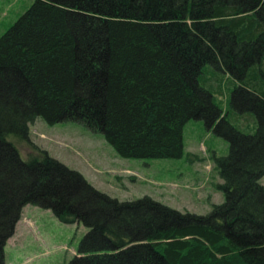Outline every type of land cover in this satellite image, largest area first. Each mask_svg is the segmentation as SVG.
I'll return each mask as SVG.
<instances>
[{
    "label": "trees",
    "instance_id": "trees-1",
    "mask_svg": "<svg viewBox=\"0 0 264 264\" xmlns=\"http://www.w3.org/2000/svg\"><path fill=\"white\" fill-rule=\"evenodd\" d=\"M37 119L138 160L183 158L185 126L204 121L230 142L224 202L206 215L121 202L46 151L23 159ZM263 178L264 0H35L1 36L0 264L27 205L88 229L68 264H264Z\"/></svg>",
    "mask_w": 264,
    "mask_h": 264
},
{
    "label": "rangeland",
    "instance_id": "rangeland-1",
    "mask_svg": "<svg viewBox=\"0 0 264 264\" xmlns=\"http://www.w3.org/2000/svg\"><path fill=\"white\" fill-rule=\"evenodd\" d=\"M35 0H0V38ZM232 84V78L221 76ZM230 94L218 95L224 109ZM244 133H253V114L240 115ZM249 119H248V118ZM247 122L245 120L252 119ZM30 146L19 148L21 157L46 151L69 169L80 173L98 191L121 202L149 197L173 210L208 214L213 204L224 202L216 158L228 156L230 142L216 135L204 121L192 120L184 128L185 154L181 159H130L119 156L103 134L82 124L49 125L37 119L29 127ZM264 185V178L261 180ZM88 229L64 224L48 209L27 205L14 235L5 247V264H68L78 255Z\"/></svg>",
    "mask_w": 264,
    "mask_h": 264
}]
</instances>
